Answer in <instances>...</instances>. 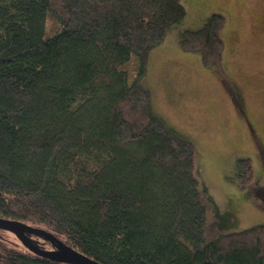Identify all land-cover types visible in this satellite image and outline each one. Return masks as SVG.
<instances>
[{
	"label": "trees",
	"instance_id": "16d2710c",
	"mask_svg": "<svg viewBox=\"0 0 264 264\" xmlns=\"http://www.w3.org/2000/svg\"><path fill=\"white\" fill-rule=\"evenodd\" d=\"M186 12L182 0H0L1 218L103 264H264V224L206 239L194 144L140 82ZM225 23L214 13L179 32L181 48L219 66ZM237 164L249 179L248 159ZM4 231L0 264H72Z\"/></svg>",
	"mask_w": 264,
	"mask_h": 264
},
{
	"label": "rangeland",
	"instance_id": "374dc122",
	"mask_svg": "<svg viewBox=\"0 0 264 264\" xmlns=\"http://www.w3.org/2000/svg\"><path fill=\"white\" fill-rule=\"evenodd\" d=\"M182 2L187 12L179 31H169L152 51L140 82L151 91L155 111L194 144L204 233L211 240L264 224V0ZM214 13L226 19L225 48L220 65L207 68L199 54L181 48L179 32L201 28ZM128 70L132 80L136 64ZM242 159L251 164L249 179L238 168ZM7 232L3 237L9 245L24 247ZM44 245L53 250L50 243Z\"/></svg>",
	"mask_w": 264,
	"mask_h": 264
},
{
	"label": "water",
	"instance_id": "95a60500",
	"mask_svg": "<svg viewBox=\"0 0 264 264\" xmlns=\"http://www.w3.org/2000/svg\"><path fill=\"white\" fill-rule=\"evenodd\" d=\"M0 229L13 233L16 238L22 242L23 246L30 252H33L43 258H48L54 262L57 261L72 264H103L91 259L90 257L88 258L80 251L74 250L68 245H65L59 239L52 237L51 234L46 230L29 226L21 221L18 222L11 219L7 220L0 217ZM31 233L40 235L46 240L55 243L57 245L55 250H49L38 246L34 241L29 239Z\"/></svg>",
	"mask_w": 264,
	"mask_h": 264
},
{
	"label": "flooded vegetation",
	"instance_id": "af4514ba",
	"mask_svg": "<svg viewBox=\"0 0 264 264\" xmlns=\"http://www.w3.org/2000/svg\"><path fill=\"white\" fill-rule=\"evenodd\" d=\"M50 245L52 246L53 250H55V248H56L57 245L55 243H52V242H50Z\"/></svg>",
	"mask_w": 264,
	"mask_h": 264
}]
</instances>
